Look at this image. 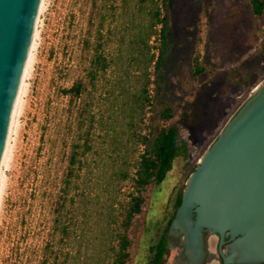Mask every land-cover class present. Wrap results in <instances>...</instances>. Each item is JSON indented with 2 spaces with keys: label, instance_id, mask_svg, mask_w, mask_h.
Instances as JSON below:
<instances>
[{
  "label": "rangeland",
  "instance_id": "obj_1",
  "mask_svg": "<svg viewBox=\"0 0 264 264\" xmlns=\"http://www.w3.org/2000/svg\"><path fill=\"white\" fill-rule=\"evenodd\" d=\"M157 3L170 15L159 74L155 62H147L152 53L158 58L162 45L161 25L148 37ZM98 42L109 66L91 83ZM79 79L86 90L73 100L66 90ZM259 84L264 85V9L256 14L252 0H169L168 8L162 0H44L0 181V264H40L52 239L72 143L91 115L94 148L82 159L64 210L99 247L111 231L107 225L117 228L108 216L110 205L119 206L134 191L131 177L143 148L138 139L156 128L153 109L160 97L175 109L170 121L161 122L179 125L192 150L188 160L176 159L160 184L146 187L142 212L128 231L126 262L145 264L172 218L179 190ZM144 86L151 104L135 108V94ZM125 171L130 178H123ZM218 239L210 237V250ZM177 254L171 248L166 264H174Z\"/></svg>",
  "mask_w": 264,
  "mask_h": 264
},
{
  "label": "water",
  "instance_id": "obj_2",
  "mask_svg": "<svg viewBox=\"0 0 264 264\" xmlns=\"http://www.w3.org/2000/svg\"><path fill=\"white\" fill-rule=\"evenodd\" d=\"M44 0H0V178ZM264 264V85L211 143L187 180L168 230L185 264Z\"/></svg>",
  "mask_w": 264,
  "mask_h": 264
},
{
  "label": "trees",
  "instance_id": "obj_3",
  "mask_svg": "<svg viewBox=\"0 0 264 264\" xmlns=\"http://www.w3.org/2000/svg\"><path fill=\"white\" fill-rule=\"evenodd\" d=\"M169 0H162L164 8H168ZM253 10L260 15L264 9L263 0H252ZM170 24L169 13H163L160 4H156L149 24L148 37L157 33V26L161 25L162 45L160 54L156 59L155 53L148 57L147 62L152 64L155 62L156 73L162 69L163 61L167 54V28ZM101 29L99 30L102 36ZM150 53V43L145 41ZM102 44L98 42L94 53L90 60L89 76L91 83L99 76L101 72L107 70L109 60L101 50ZM86 90V85L82 79L66 90L73 100H79ZM155 112L159 116V121L155 129L148 134H141L138 143L143 148L139 152L138 164L136 166L135 175L131 177L129 171L123 173V178H132L134 191L129 195V199L125 202L118 203L119 206L112 203L108 211L110 220L117 223V228L108 224L111 228L109 235L105 236L98 245L86 239V229L83 225H75L74 222L67 220L65 215V204L69 197V190L78 175L82 166V159L88 152L93 150L92 144V124L94 115H91V124L84 129V125L78 126V133L72 143L71 153L69 155V165L65 177L63 179L62 192L57 201L55 208V218L52 230V239L47 241L42 251L40 264H126L131 257L129 250L132 239L128 231L133 223L135 216L142 212L146 202V187L155 182L160 184L168 172L174 166L177 158L188 160L191 155L190 141L182 135L181 128L175 123L164 124L161 121H170L175 115V109L172 105L165 103L160 97L157 98ZM151 104L149 90L144 86L140 92L135 94L134 107L145 108ZM186 186L181 187L176 197V208L181 204L183 191ZM72 200V199H71ZM175 211L172 215L174 217ZM112 218V219H111ZM159 234L156 242L150 246L149 255L145 264H166L171 255V247L168 244V230L170 223ZM83 248H86L84 255ZM95 249V250H94Z\"/></svg>",
  "mask_w": 264,
  "mask_h": 264
},
{
  "label": "bare ground",
  "instance_id": "obj_4",
  "mask_svg": "<svg viewBox=\"0 0 264 264\" xmlns=\"http://www.w3.org/2000/svg\"><path fill=\"white\" fill-rule=\"evenodd\" d=\"M43 4H44V1H43ZM43 7V5H42ZM42 11V9H41ZM40 19V17H39ZM36 31H37V28H36ZM35 36H36V33H35ZM34 40H35V37H34ZM33 47H34V41H33V45H32V49H31V53H32V50H33ZM31 53H30V57H31ZM30 57H29V62H28V66H29V63H30ZM28 66H27V69H28ZM27 72V70H26ZM25 77H26V74H25ZM25 79V78H24ZM261 87V84L257 85L251 92L250 95H254L257 93V91L260 89ZM23 88V87H22ZM21 96H22V91H21V95H20V99H21ZM20 99H19V102H20ZM18 106H19V103H18ZM17 111H18V107H17ZM17 111H16V114H17ZM15 118H16V115H15ZM14 124H15V120H14ZM14 124H13V128H14ZM13 128H12V131H13ZM11 135H12V132H11ZM10 140H11V136H10ZM10 140H9V144H8V149H9V145H10ZM8 149H7V153H6V157H5V161H4V165L6 163V160H7V156H8ZM4 165H3V169H4ZM3 169H2V173H3ZM1 177H2V174H1ZM0 181H1V178H0ZM214 233L212 231H209L207 230L205 232V242H206V250H207V254H206V260L207 259H210L211 258V255L212 252L211 250L209 249V241H210V237L213 235ZM171 245L172 247L171 248H174V247H177L178 248V254L176 255L175 257V262L174 264H185V258L182 257L180 255V251L182 250V245H181V242L176 238V235L171 239ZM212 259V258H211Z\"/></svg>",
  "mask_w": 264,
  "mask_h": 264
},
{
  "label": "flooded vegetation",
  "instance_id": "obj_5",
  "mask_svg": "<svg viewBox=\"0 0 264 264\" xmlns=\"http://www.w3.org/2000/svg\"><path fill=\"white\" fill-rule=\"evenodd\" d=\"M218 242H219V239H218ZM209 248H210V246H209ZM210 249H211V248H210ZM213 250H214V251H213ZM213 250H211V252H212V254H213V255H211V258H212V259H211V258H210V259H207V260H206V264H210L211 262H214V261H218V262H219L218 264H221L222 261L218 260L217 257H216L215 254H214V252L218 254V243H217V245H216L215 247H213Z\"/></svg>",
  "mask_w": 264,
  "mask_h": 264
}]
</instances>
